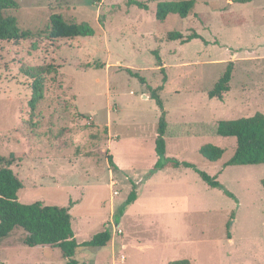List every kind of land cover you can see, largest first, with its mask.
<instances>
[{
  "label": "rangeland",
  "instance_id": "374dc122",
  "mask_svg": "<svg viewBox=\"0 0 264 264\" xmlns=\"http://www.w3.org/2000/svg\"><path fill=\"white\" fill-rule=\"evenodd\" d=\"M17 1L20 7L8 13L31 34L0 42V153L23 181L21 202L71 207L78 242L112 228L107 246L77 249L79 264H170L184 258L193 264H264V163L224 167L236 139L216 131L220 120L264 113V0H197L188 17L172 14L164 23L156 19L164 0H139L149 9L131 0ZM52 13L89 22L95 35L51 41ZM172 30L184 36L197 31L209 43L171 41ZM229 62L230 91L223 100L210 98ZM25 67L48 69L45 97L33 113ZM162 84L165 156L193 163L223 187L210 186L190 167L160 169L151 176L154 182L173 181L149 185L145 197L155 205L128 206L116 222L158 159L161 109L150 95ZM207 143L225 149L220 160L200 153ZM110 154L118 169L110 165ZM184 193L189 204L154 201ZM24 237L17 229L0 242V264H66L60 248L30 247Z\"/></svg>",
  "mask_w": 264,
  "mask_h": 264
},
{
  "label": "trees",
  "instance_id": "16d2710c",
  "mask_svg": "<svg viewBox=\"0 0 264 264\" xmlns=\"http://www.w3.org/2000/svg\"><path fill=\"white\" fill-rule=\"evenodd\" d=\"M251 0H238L247 2ZM132 4L142 9H149L147 3L139 0H131ZM197 0H164L157 4L156 19L166 22L170 15L177 14L182 18L188 17L195 9ZM17 0H0V42L6 40L21 39L29 36L30 31H24L19 27L16 16L9 14L10 10L18 9ZM47 35L51 41L64 38H76L95 35L94 27L87 21H68L60 13H52L50 16ZM169 40H180L183 44L193 39H202L209 43L199 32L192 31L187 36L181 31L172 30L168 33ZM158 65L164 72L162 58L158 51L153 52ZM129 73L141 77L138 72L127 69ZM234 63L229 62L224 74L218 79L214 87L209 91L210 98L224 99L225 93L231 89ZM47 68L25 67L23 74L31 80V99L29 101L32 113L37 105L45 97V74ZM167 78L164 75V83ZM164 89V84L156 89H151V98L155 99L161 109V116L158 121V134L155 141V149L158 155L157 161L150 166L146 179L150 178L157 170L167 167H190L193 168L204 181L212 187H223L217 176H211L207 172L200 170L189 161H181L175 157H166L167 143L165 139L168 128L166 119V109L164 102L158 91ZM217 134L222 137H233L236 139V149L233 155L224 163V167L229 165H255L264 163V113L256 112L252 116L235 119H223L217 124ZM200 153L210 161L220 160L225 149L214 143L204 144L200 148ZM110 165L118 169L113 155L108 156ZM12 160H6L0 153V242L12 235L17 229L25 232L24 244L30 247L51 246L62 250L66 258V264H79L75 258L77 249L80 246L102 248L112 240V228L106 227L96 233L90 240L78 242L72 228V215L70 206L47 205L42 201L24 203L19 200V191L23 188V181L11 168ZM137 187V184H135ZM135 187V188H136ZM138 197V193L133 190L125 204L122 205L119 213L115 216L116 222ZM230 228V224L228 225ZM170 264H192L187 258L171 261Z\"/></svg>",
  "mask_w": 264,
  "mask_h": 264
},
{
  "label": "crops",
  "instance_id": "0c3cea01",
  "mask_svg": "<svg viewBox=\"0 0 264 264\" xmlns=\"http://www.w3.org/2000/svg\"><path fill=\"white\" fill-rule=\"evenodd\" d=\"M171 168H168V169H171ZM160 173L164 174L166 172H165V170H161ZM150 178H152V177H150ZM154 178H152L151 180L147 179L144 182V184L141 185V187L139 189V192H138L137 199L130 206H133V207L136 206L137 207V206L142 204V206L146 205V206L149 207V206L155 205V204H148V203H150V201H152V199L149 198V197L148 198L145 197V196L148 195V192H149L148 191V187H149V185L150 184H153V185H168L170 183V181H173V180H170V177H163L161 180H159V181L157 180V182H154L155 181ZM160 199H161V201H160ZM154 201H159L160 202V204H159L160 206H162V205L164 206L166 204V205H169L170 207H173L176 204H189V199H188L186 193L179 194V195H177L175 197H172V196L165 197V195H161L158 199H156ZM156 205H158V204H156ZM165 208H167V207H165ZM192 264H193V262H192Z\"/></svg>",
  "mask_w": 264,
  "mask_h": 264
}]
</instances>
